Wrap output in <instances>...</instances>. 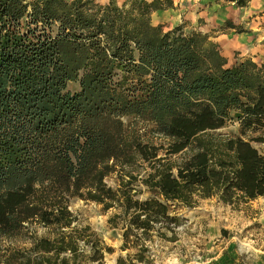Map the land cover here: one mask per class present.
Wrapping results in <instances>:
<instances>
[{
  "label": "trees",
  "instance_id": "trees-1",
  "mask_svg": "<svg viewBox=\"0 0 264 264\" xmlns=\"http://www.w3.org/2000/svg\"><path fill=\"white\" fill-rule=\"evenodd\" d=\"M172 8L0 0V264H102L113 250L74 225L72 200L117 211L121 249L136 253L116 264H153L150 244L178 240L176 208L264 199V62L229 64L215 36L152 24V13ZM124 119L152 125L166 143H144ZM229 124L237 133L219 132ZM139 185L149 198L138 199ZM26 235L28 247L2 243Z\"/></svg>",
  "mask_w": 264,
  "mask_h": 264
},
{
  "label": "rangeland",
  "instance_id": "rangeland-1",
  "mask_svg": "<svg viewBox=\"0 0 264 264\" xmlns=\"http://www.w3.org/2000/svg\"><path fill=\"white\" fill-rule=\"evenodd\" d=\"M101 4L107 0H98ZM173 10L157 12L153 17V24L164 22L166 27L173 28L184 24L186 32L198 31L215 36L222 54L228 58L229 64L235 62L236 57L250 56L257 62H264V14L255 11L244 16L243 11L226 8L227 19L235 23L240 22L245 30H250L253 38L246 48L226 47L223 41L229 35L228 29L222 27L223 19L214 12L211 0H172ZM123 0H119L122 4ZM218 9V8H217ZM220 10V9H219ZM241 12L242 14H239ZM225 20V19H224ZM237 54V55H236ZM70 91H76L78 85L68 84ZM126 125H134L136 133L144 143L159 146L166 143V139L153 132V126L140 120L124 119ZM220 133H237V124H229ZM163 156V152L159 153ZM146 166L143 165V168ZM142 168V169H143ZM112 189H116L115 175L106 179ZM138 199L150 197L147 190L139 185ZM69 210L75 217L78 228L87 227L88 233H93L102 242V246L109 247L112 253H104L102 264H116L118 257L126 258L128 254H135V249L122 250V226L116 227L110 222L116 210L103 211L95 203L83 200H72ZM175 213L182 219L179 227L178 240L163 242L155 240L149 245V256L153 264H264V199L259 198L239 207L218 202L216 199L201 200L193 208L178 207ZM38 237L52 238L54 233L50 229L37 228ZM85 241H80L84 255L89 253ZM3 245L11 248L28 247L31 243L29 235L17 239H6ZM249 245L251 249L241 244ZM84 258V257H83ZM86 258H84L85 260ZM85 264H98L86 261Z\"/></svg>",
  "mask_w": 264,
  "mask_h": 264
},
{
  "label": "crops",
  "instance_id": "crops-1",
  "mask_svg": "<svg viewBox=\"0 0 264 264\" xmlns=\"http://www.w3.org/2000/svg\"><path fill=\"white\" fill-rule=\"evenodd\" d=\"M124 1V0H123ZM147 1H152V0H147ZM172 1V0H171ZM212 1V6L214 7V12H218V11H227L228 12V10H226V8H235V9H238L239 11L241 10V11H243L244 12V16H246V15H250V14H252V13H254L255 11H264V0H251L250 2H249V4H248V7L247 8H236L234 5H229V4H227V5H221V4H217L216 3V1L215 0H211ZM107 2H108V0H107ZM107 2H105L104 4H106ZM173 2V1H172ZM118 3H119V0H118ZM173 8H174V3H173ZM173 8L172 9H167V10H164V11H157V12H166V11H168V10H173ZM218 8V9H217ZM249 8H253V11L252 12H246ZM220 9V10H219ZM157 12H154V13H152V15H151V21H152V24H153V19H152V16H154V15H156V13ZM226 12V13H227ZM263 13V12H262ZM239 14H242L241 12H239ZM222 17V19H223V22L221 23L222 25L224 24V22L225 21H227V20H229V19H227V17H225V14L224 15H222L221 16ZM157 19V18H156ZM225 19V20H224ZM229 21H231L233 24H235V25H241L240 24V22H238V23H235V22H233L232 20H229ZM159 24H161V25H164V26H166L165 24H164V22H156L154 25H159ZM248 32L247 33H242V34H236V33H234L232 30H230L229 31V35H231V34H233L231 37H235V36H237V35H245V36H247V37H249V38H253V34L250 32V30L248 29L247 30ZM216 38V37H215ZM215 38H214V40H215ZM216 41V40H215ZM217 42V41H216ZM218 43V42H217ZM228 59V58H227ZM255 60V59H254ZM229 61V60H228Z\"/></svg>",
  "mask_w": 264,
  "mask_h": 264
},
{
  "label": "bare ground",
  "instance_id": "bare-ground-1",
  "mask_svg": "<svg viewBox=\"0 0 264 264\" xmlns=\"http://www.w3.org/2000/svg\"><path fill=\"white\" fill-rule=\"evenodd\" d=\"M253 11V8H249L246 12H252ZM226 12L223 10L221 11H218V15L219 16H222L224 15ZM153 17H157L156 15L152 16V19ZM251 38L245 36V35H237L235 37H229L227 39H225L223 41V44L226 46V47H231V48H246L248 45L251 44ZM263 222H264V219H263ZM242 246H245L246 248L248 249H251L249 245H246V244H241Z\"/></svg>",
  "mask_w": 264,
  "mask_h": 264
}]
</instances>
